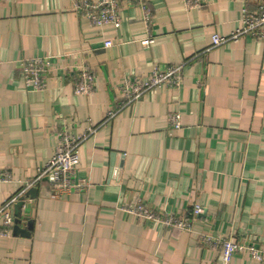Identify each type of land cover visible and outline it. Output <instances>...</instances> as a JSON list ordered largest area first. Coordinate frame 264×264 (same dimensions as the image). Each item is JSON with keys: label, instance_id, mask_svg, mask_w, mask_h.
<instances>
[{"label": "crops", "instance_id": "1", "mask_svg": "<svg viewBox=\"0 0 264 264\" xmlns=\"http://www.w3.org/2000/svg\"><path fill=\"white\" fill-rule=\"evenodd\" d=\"M73 1L0 0V172L10 176L0 205L53 156L59 131L94 129L79 147L85 193L51 199L39 186L22 213L29 236L0 238V264H221L200 234L264 245V41L211 48L261 0H116L117 30L91 26ZM147 38L153 43L141 46ZM41 57L53 71L35 91L19 62ZM188 60L179 87L108 116L127 79ZM80 66L94 75L87 96L74 94L68 76ZM172 113L179 130L170 131ZM135 203L156 214L186 216L194 205L202 213L188 233L123 210ZM230 264L259 263L241 254Z\"/></svg>", "mask_w": 264, "mask_h": 264}, {"label": "built area", "instance_id": "2", "mask_svg": "<svg viewBox=\"0 0 264 264\" xmlns=\"http://www.w3.org/2000/svg\"><path fill=\"white\" fill-rule=\"evenodd\" d=\"M188 5H198V1L192 3L187 1ZM73 9L80 16L85 18L91 26L102 28L111 26L117 30L120 26L119 6L116 0H74ZM146 15V22L151 21L150 12L143 7ZM253 38L264 41V0L259 1L255 11L243 10L239 27L230 35L222 37L215 35L211 40V48H216L229 42L237 43L244 38ZM153 43L152 38L140 41L141 46L147 47ZM112 43L106 42L105 48L111 47ZM203 51L198 55L205 53ZM198 55L195 56L198 57ZM190 60L165 69L153 68L147 79L132 78L127 79L119 88L121 99L118 101V108L108 114L113 117L120 109L134 104L142 96L152 90L160 88H177L181 83L183 69ZM53 71L50 57L30 58L19 62V77L26 87L38 91L44 88L47 76ZM68 76L74 79V94L87 96L95 91L94 75L85 67L69 72ZM170 131L181 128L180 115L172 113L168 116ZM94 133V129L88 130L81 136H74L68 130L64 129L57 133V145L53 156L47 163L37 170L36 175L26 182L18 192L9 197L0 205V238H10L13 234L15 221V206L22 202L20 210L21 221L24 212L25 200L29 197L28 192L31 189H37L43 183L50 187V198L57 199L64 193L82 194L88 188V184L76 178L79 164V147L83 141ZM10 176L7 172H0V182H8ZM32 199V198H31ZM138 218L152 221L163 225L166 228L179 230L183 232H192V226L197 216L202 213L199 205H194L187 215L174 216L165 213L156 214L151 209L141 203H135L132 206L123 208ZM198 243L202 247L218 249L221 255V264H230L235 255L247 254L251 260L264 264V245L255 241H246L240 243L231 239H222L217 236L199 235Z\"/></svg>", "mask_w": 264, "mask_h": 264}, {"label": "water", "instance_id": "3", "mask_svg": "<svg viewBox=\"0 0 264 264\" xmlns=\"http://www.w3.org/2000/svg\"><path fill=\"white\" fill-rule=\"evenodd\" d=\"M36 189H31L27 196L35 198L36 195ZM22 207V202L18 203L15 206V221H14V227H13V235L14 236H21V237H28V230H30V223L31 221L27 222V225L25 227V229L20 228V224H21V215H20V210Z\"/></svg>", "mask_w": 264, "mask_h": 264}]
</instances>
